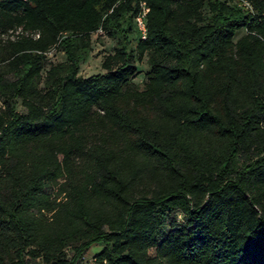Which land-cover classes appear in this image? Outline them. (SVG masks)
Listing matches in <instances>:
<instances>
[{"label":"trees","instance_id":"trees-1","mask_svg":"<svg viewBox=\"0 0 264 264\" xmlns=\"http://www.w3.org/2000/svg\"><path fill=\"white\" fill-rule=\"evenodd\" d=\"M242 1L0 0V264H264V0Z\"/></svg>","mask_w":264,"mask_h":264},{"label":"rangeland","instance_id":"rangeland-1","mask_svg":"<svg viewBox=\"0 0 264 264\" xmlns=\"http://www.w3.org/2000/svg\"><path fill=\"white\" fill-rule=\"evenodd\" d=\"M233 3H235L237 6L245 8V3H243L242 0H232ZM242 33V32H240ZM133 37V36H132ZM10 38H13V36H10ZM116 43V39L109 38L105 33L103 32H97L91 35V52L88 55L87 59L80 63L78 74L82 77H88L90 75L99 74L103 71L100 68V61L102 57L110 53L112 51L113 46ZM47 58L52 63L62 62L64 61V55L62 52L57 51H51ZM137 67V74L133 78V82L135 84L141 85L144 81L145 74L148 71V67L146 65L145 59H143L141 62L136 64ZM17 110H21L19 105H17ZM181 216L177 215L175 218L177 220H180ZM101 249V244H94L92 245L87 252L83 255L80 264H91L92 263V257L95 253H97ZM67 255L71 256L72 252L67 249L66 250Z\"/></svg>","mask_w":264,"mask_h":264},{"label":"built area","instance_id":"built-area-1","mask_svg":"<svg viewBox=\"0 0 264 264\" xmlns=\"http://www.w3.org/2000/svg\"><path fill=\"white\" fill-rule=\"evenodd\" d=\"M244 3H245V6H248V4L246 2H244ZM144 15H145V9L143 8L141 14H138L134 19L135 26L139 32L141 39H144L145 35H146V29H145V24H144ZM51 51H53V50H51ZM51 51L47 52V55Z\"/></svg>","mask_w":264,"mask_h":264}]
</instances>
